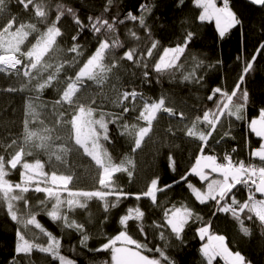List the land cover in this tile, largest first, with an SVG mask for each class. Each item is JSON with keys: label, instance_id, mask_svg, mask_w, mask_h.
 I'll return each mask as SVG.
<instances>
[{"label": "snow or ice", "instance_id": "obj_1", "mask_svg": "<svg viewBox=\"0 0 264 264\" xmlns=\"http://www.w3.org/2000/svg\"><path fill=\"white\" fill-rule=\"evenodd\" d=\"M163 4L164 0H0V74L10 81L6 87L0 86V95L25 93L21 131L13 135L5 129L0 135V208L19 226L7 264H36L37 253L50 258L47 264H78L77 259L62 253L63 238L41 224V213L66 230L67 235L78 234L79 251L71 244L68 251L77 252V256L85 254L89 264H178L169 249L173 241L176 247L184 244L188 228H194L199 239L207 241L200 248L204 264H213L217 257L225 264H252L241 251L229 247L226 236L211 231V220L205 221L200 212L184 203L167 207L160 197L166 199L169 191L183 181L199 205L212 209V215H230L244 237L252 239L258 232L264 243V143L250 151L248 162L234 159L235 147L223 156L215 150L222 141L235 139L230 120L233 117L235 121L247 122L250 133L264 141V107L258 109L256 118L248 119L250 94L241 87L253 72L257 57L264 56V16L258 22L261 40L254 53L249 58L237 57L242 67L234 87L230 91L223 86L209 89L206 99L213 102V107L188 119L167 94L154 99L132 86L136 79L150 84L151 72L157 74L159 82L161 76L172 78L177 71L182 81L204 86V75L198 74L205 67L204 61L189 52L197 37L194 29L185 28L182 42L163 48L158 59L149 64L161 47L153 30L159 21L156 13ZM190 4L199 10V22L215 21L221 39L231 29L242 31L246 27L248 18L243 11H235L230 0H221V6L217 0H170L167 7L183 13ZM245 4L264 12V0H245ZM128 22L135 30L128 28ZM125 30L126 38L136 42L135 46H126L125 40L120 39ZM165 30L161 25L160 31ZM140 31L148 45L139 43L143 39ZM85 33L95 41L94 50L87 56L86 45L91 41ZM188 56L192 59L191 70L181 59L187 60ZM130 68L141 69L140 76L130 72ZM125 75L135 78L128 80L127 88L122 82ZM47 90L55 92L56 98L46 100ZM161 114L177 118L183 137L197 142L195 163L172 183L157 172L145 190L126 192L118 183L117 174H126L131 180L135 161L125 155L117 163L105 144L113 143L114 130L118 137L131 141V152L141 150L146 140L153 138L154 124ZM46 120L52 123L51 127ZM57 129L66 130L67 135H60ZM168 132L175 135L172 128ZM73 152L94 163L98 185L94 190L70 188L74 175L59 171L68 165V156ZM34 153H42L47 159L29 160ZM164 163L171 172L177 171L178 159L171 151ZM13 172L18 174V182L10 179ZM189 176L198 177L202 187H196ZM241 189L246 190L243 200L238 199ZM30 192L43 193L44 198L33 205ZM129 197L137 202L146 199L150 210L160 209L159 220L146 223V212L137 203L119 216L117 234L98 247H90L92 236L88 228L72 214L77 209H87L89 202L96 200L101 202L103 220L107 221L111 210ZM147 219L151 220V215ZM133 227L140 238L130 234ZM149 236H158L163 244H151ZM99 254H108L109 258L98 260Z\"/></svg>", "mask_w": 264, "mask_h": 264}, {"label": "trees", "instance_id": "obj_2", "mask_svg": "<svg viewBox=\"0 0 264 264\" xmlns=\"http://www.w3.org/2000/svg\"><path fill=\"white\" fill-rule=\"evenodd\" d=\"M218 2L220 1L218 0ZM168 3H170V0H164L160 11L156 13L159 21L153 31L155 38L160 40L161 47L154 52L153 58L149 60V64L151 65L155 59H158L163 48L174 47L177 43L182 42L185 28H189V30L194 29L197 32V37L194 39L193 44L189 46V52L204 61L205 67L198 72V74L202 72L204 75V86L201 87L197 84L182 81L179 71L172 78L168 75H163L159 78V82H157V74L151 72V67L148 70L151 72L150 79L152 82L150 84H142L139 79H136V83L132 86L137 87V90L143 92L146 97H152L154 99L159 97L161 93L167 94L177 110L184 111L188 119H192L195 115H201L203 109L213 107V102L206 99L210 94L209 89L223 86L230 91L234 87L242 67V61L237 60V57L249 58L254 53L258 42L261 40L258 22L264 16V12L250 8L245 4V0H230V5L233 6L234 10L238 11V13L243 11L244 16L248 19H246L245 29L242 31H237L235 28L231 29L221 39L215 26V21L204 23L198 21L196 17L198 16L199 10L195 9L194 5L190 4L185 12L179 13L170 11L167 7ZM81 11H84V9ZM13 12H15V8H13ZM88 14L96 13L89 12ZM121 14H123V10ZM181 21H185V23L182 25ZM161 25H164L166 29L163 32L160 31ZM128 28L135 30V26L131 22H128ZM139 34L143 38L139 42L141 46L148 45L149 42L143 31H140ZM84 35L91 41V43L86 45L88 51L85 52V56H87L94 50L95 41L91 40L88 33ZM120 39L125 40L126 46H135L136 44L130 38H126V30L125 35H122ZM81 43H83V39ZM120 51L118 50V55ZM185 55L187 56L188 53ZM181 59L184 61L186 69L191 70V56H188L187 60H184V57ZM217 60L222 61V63L217 65ZM129 71L135 72L137 77H139L142 70L130 68ZM129 79L135 78L127 75L123 76L122 82L126 88L128 87ZM9 82V80L0 74V86L6 87ZM241 87H246L250 94V103L246 113L247 118H255L258 116V109L264 107V56L257 57L253 72L246 76L245 84ZM44 98L46 100L55 99L56 93L52 90H47ZM230 120L235 139H229L227 142L222 141L221 145L215 146L216 153L220 156L225 151H230L231 147H235L237 149V153H233L235 157L251 158L249 155L250 151L258 147L260 143H264V141H261L254 134L250 133L247 122L235 121L234 117L230 118ZM45 123L49 127L52 126L49 120H46ZM181 126L182 124L177 118L168 117L167 114H161L158 122L154 124L153 138L146 140L142 149L134 153L131 152V141L125 137H118L113 130V143L105 144L109 153L117 163L125 155H129L136 164V170L131 180H129L126 174H117L119 176L118 183L123 187L124 191L139 192L145 190L146 183L157 172L166 182L172 183L190 170L191 166L195 163L197 142L183 137V133L178 130ZM169 128L173 129L175 135L168 132ZM4 130L0 125V135L4 133ZM57 131L60 135H67L66 130L57 129ZM173 145H177L178 147H174ZM170 151L178 159V168L175 173L167 169L164 163V157ZM34 158L47 159L42 153H34V156L28 159L32 160ZM46 169L50 171L49 168ZM59 171L65 173L71 172L74 175L73 185L69 186L74 190H94L98 187L96 183L97 172L94 163L89 157L80 153L73 152L70 154L68 156V165L61 166ZM10 179L18 182L19 176L16 172H13L10 175ZM188 179L196 187H202V182L199 181L198 177L189 176ZM28 196L33 205L36 204L37 199L44 198L43 193L34 194L30 192ZM244 198H246V190L241 189L238 193V199L243 200ZM160 202L167 207H170L173 203L178 207L181 203L193 207L196 211L200 212L205 221L211 220V231L213 233L227 237L230 248L234 251H241L242 254L252 261V264H264V243L259 239L258 232L254 233L252 239L244 237L239 231L237 222L230 215L223 213L212 215L211 208L199 205L190 194L185 182L182 181L179 185H175L174 189L169 191L166 199L161 196ZM137 203L146 212V223L150 224L152 220H159L161 215L160 209L150 210L146 199L137 202L134 197L122 200L117 208L111 210L107 221L103 220L105 213L103 212L101 202L96 200L90 201L87 209H77L76 213L72 214V218L78 222L85 223L86 228H88L92 236V239L89 241V246L98 247L101 242H106L108 237L117 234L120 229L118 224L119 216L123 215L127 208L135 207ZM20 207L23 208V205L21 204ZM149 215H151V220L147 219ZM38 219L54 235L63 238V254L77 259L78 264H89V258L85 254L82 253L77 256V252L79 251L78 234L67 235L66 230L62 229L58 224L53 223L43 213L38 216ZM17 227L19 226L5 214V210L0 208V264H7V261L13 255ZM130 234L133 235V238H140L134 227L130 230ZM149 240L151 244H163L158 236H149ZM206 242V240L202 241L199 239L198 235L195 234L194 228H188L186 229L184 244L176 247V242L173 241V246L169 249V252L178 261V264H204V258L200 254V248ZM70 244L71 246H77V252L68 251ZM42 257L43 254H35L34 259L36 260V264H47V260L50 258L44 259ZM108 258V254H99L98 256V260ZM222 262V259L217 257L213 261V264ZM52 264H58V262L53 261ZM93 264H96V262H93Z\"/></svg>", "mask_w": 264, "mask_h": 264}, {"label": "rangeland", "instance_id": "obj_3", "mask_svg": "<svg viewBox=\"0 0 264 264\" xmlns=\"http://www.w3.org/2000/svg\"><path fill=\"white\" fill-rule=\"evenodd\" d=\"M69 55H73V54H69ZM61 78H63V73H61ZM92 90L96 91L95 87H93ZM24 97H25V93H13V94L4 93L0 95V125L4 129H10L12 134H19L22 128L21 120L23 117ZM130 122H135V121H130ZM46 171L48 170L46 169ZM64 195L66 196L67 193H65ZM219 264H225V263H219Z\"/></svg>", "mask_w": 264, "mask_h": 264}, {"label": "built area", "instance_id": "obj_4", "mask_svg": "<svg viewBox=\"0 0 264 264\" xmlns=\"http://www.w3.org/2000/svg\"><path fill=\"white\" fill-rule=\"evenodd\" d=\"M220 2H219V5L221 6V0H219ZM220 156H223V154L222 155H220ZM233 156H234V154H233ZM234 159H243V160H245V162H248L251 158H237V157H235L234 156ZM253 162H256V163H258L257 161H253Z\"/></svg>", "mask_w": 264, "mask_h": 264}, {"label": "crops", "instance_id": "obj_5", "mask_svg": "<svg viewBox=\"0 0 264 264\" xmlns=\"http://www.w3.org/2000/svg\"><path fill=\"white\" fill-rule=\"evenodd\" d=\"M217 4H218V6H220L218 0H217Z\"/></svg>", "mask_w": 264, "mask_h": 264}, {"label": "water", "instance_id": "obj_6", "mask_svg": "<svg viewBox=\"0 0 264 264\" xmlns=\"http://www.w3.org/2000/svg\"><path fill=\"white\" fill-rule=\"evenodd\" d=\"M259 196V195H258ZM223 261V260H222ZM222 263H225V261H223Z\"/></svg>", "mask_w": 264, "mask_h": 264}]
</instances>
